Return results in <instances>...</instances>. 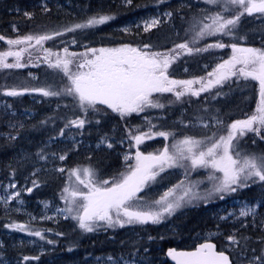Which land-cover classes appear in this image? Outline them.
<instances>
[{"label":"trees","instance_id":"16d2710c","mask_svg":"<svg viewBox=\"0 0 264 264\" xmlns=\"http://www.w3.org/2000/svg\"><path fill=\"white\" fill-rule=\"evenodd\" d=\"M60 1L62 4L66 2L71 6H76V8H67L66 6L62 9H56L51 5L46 12L40 13L38 11L39 8L36 6L38 0H0V36L5 37L4 40H0V50L7 44L8 39H20L28 35L38 36L63 31L64 28L81 23L88 17L98 13L114 17L105 24L93 28L65 32L61 36H54L53 39L44 41L42 46L39 45L40 48L38 45L28 47L21 59L22 64L25 66L20 67V71L8 70L0 74V101L6 100L11 109L17 113L15 114L16 117L19 118V113L28 108L31 95L42 99L40 104L31 107V109H35L37 114L41 113V115L37 116L34 120L27 121L17 130H9L7 127V123L16 117L12 118L10 114H4L0 110V186L4 185L8 180H14L18 185H21L24 179H27L26 182L29 184L28 189L32 190L29 192L27 189L23 197L29 201H39L48 198L66 208V200L63 197L68 195V193H65L63 190L65 187L71 190V182H75L73 179L75 176L69 177V172L74 168H93L97 174L94 177L97 182L102 180L111 181L113 177L119 178L120 173L128 171V168L123 170L120 157L118 154H115L120 149L117 145L89 154H78L74 151L63 150L62 152H64L63 154L66 157L63 161V166H65L63 173L47 171L42 174L29 176L32 170L29 165L24 164V162L16 163L11 161L13 154L24 148L26 142L31 139L32 145H35L38 141L42 142L45 135H51L55 138L67 135L72 125L67 127L65 125L70 120L77 118L85 119L84 126L77 128L76 133L84 141L91 142L100 136L104 131L103 128L108 130L109 123L113 126H119L122 121H118L119 118L111 115L102 105L97 106L100 109L99 111L93 112L90 110L85 115L76 107V102L72 97H46L39 92L31 91V89L35 88L51 87L52 89H57L67 83L61 71L49 67L48 62L45 60L47 54L43 49H49L51 53H59L63 57L65 55L64 48H68L70 54H77V62L79 54L88 48H113L117 45H130L131 47L143 48L147 44L150 45V51L160 53H168L176 44L185 41L190 42L192 47L199 48L215 44L216 42H222L225 45L235 43L242 48L264 49V15L259 13H254L251 16L247 14L241 16L236 28L233 29L234 35H209L199 40V42L192 44L191 41L195 36L196 30H198V26L196 29H193L192 25L194 23H188L185 19L190 15L192 20H202L203 23H209L210 21L205 20L204 17L206 14L209 15L213 11L214 13L218 11L219 9L216 6L208 7L209 12H206L200 9V6L204 4L199 3L197 0L192 1L199 6L198 10L179 5V0H132L130 4L126 3V0ZM17 4L20 7L22 6L19 9L20 12H16ZM164 7H168L167 10L172 12L173 17L171 22L163 23L148 31H142L138 26L132 27L131 30L126 32L122 30V26L129 19L157 8L164 9ZM71 11L74 12L68 13ZM236 11H239V9L224 12L223 14L226 17H231ZM22 13H28L29 15L26 17ZM12 25L16 26L14 32L11 30ZM187 29H189L188 32ZM184 36H186V39ZM31 43L34 45L35 41ZM20 46L21 48L27 47L23 44ZM231 56L232 49L229 46L224 48H209L208 51L194 52L191 55L185 54L186 60L178 65L176 71L171 74L168 72V75L170 79L175 80L207 77L208 72H211L215 66L228 60ZM47 59L54 62L56 56L50 55ZM205 64L207 65V69L203 68ZM30 71L34 72V74L38 73L39 78L33 79L28 77L27 73ZM232 79L234 81L231 83ZM194 87L198 88L199 85H194ZM223 87L224 90L218 92L222 95L228 93L234 96L232 108L228 109L224 107L220 110L219 106L212 105V98L207 95L196 98L195 96H189V100H186L180 106H168L167 103L173 101V99L168 97L159 100L160 103L165 105L164 108L160 110L149 108V112H144V114L161 113L168 120L177 119V121H180L181 119H178V114L181 108L186 109V113L182 117L183 119L203 117V119L209 120L215 114L220 113V118H222V126L220 127H225L230 120L235 121L254 112L259 100L255 94L254 80L238 76L231 77L228 81L224 82ZM13 89L21 91L23 94L18 96H8L5 94L7 91ZM24 89H28V91H24ZM169 95L174 97L172 93H169ZM53 102L56 106L53 105ZM69 106H71V111H68ZM51 107L56 108L51 109ZM104 109L106 112H103ZM143 126L136 124L134 127L136 130L135 134L143 132ZM166 126L162 128L157 126L152 131H169L174 133L175 136H180L184 133L180 128H176V125L169 124V126ZM61 130H63V135H61ZM221 130L223 129L219 128L215 132H220ZM7 133L10 135L5 136ZM174 137L170 136L165 140L163 137L155 136L150 139L149 153H156L157 150H162L164 144ZM261 137H264V130L260 135L254 132L248 133L238 138V142L240 141L239 145L242 147L246 144L253 148H260L264 146V139ZM161 141H163V144ZM146 144L141 148V152L143 153L146 151ZM150 145L153 148H150ZM158 178L160 184L149 186V190H152L150 192H152L153 198L158 195L159 189L166 181H171V177L168 179L163 177V172L160 173ZM154 188H156L155 191ZM235 196L242 199L259 198L264 200V182H258L252 184L250 187L242 188L235 193ZM205 208L194 206L186 208L173 216V218L159 224H126L121 228L118 225L107 227L104 222H98L93 232H85L80 229L78 222L73 221L70 216L66 220L59 221L56 224L36 223L35 225H28L27 228H32V231L33 228L41 231L43 234L50 236L48 240L46 239L47 241H52V243H46L50 250L39 257V263H41V259L48 261L50 264H58L64 260L78 259L83 261L87 259V256L101 255V257H114L118 254H132L134 251L141 253L146 248L148 230L150 255H157L156 248L163 255L167 246H170V248L191 249L196 245H191V237L197 232L210 228L220 230L222 233L217 239L213 240L220 249L219 239L223 241L229 235L227 228L231 227L230 229H232L234 227V237L238 243H236L233 251H239L241 254L246 255L247 259H249V264H264V259H256L257 257H264V229H260L259 226L254 227L252 224L245 228H240L237 224H233V226L225 224L216 226V223L206 213ZM20 217L13 213L3 214L0 212V234L10 231L15 233L16 229L6 227V225L18 223ZM3 239L5 246V250L3 251L8 257L24 259L25 264L33 262L31 259L35 257V254L27 246L13 245L5 236H3ZM225 252L230 255L232 264H235L234 252ZM26 257L27 259H25Z\"/></svg>","mask_w":264,"mask_h":264},{"label":"snow or ice","instance_id":"6c2138e0","mask_svg":"<svg viewBox=\"0 0 264 264\" xmlns=\"http://www.w3.org/2000/svg\"><path fill=\"white\" fill-rule=\"evenodd\" d=\"M131 2L132 0H126V3L130 4ZM204 2L216 6L219 10L204 17L205 20L210 21L209 23L197 21L192 25L193 29L197 28V24L199 25L191 41L192 44L209 35H234L233 29L236 28L241 16L245 14L249 16L254 13L264 15V0H204ZM233 9H239V11H236L231 17H226L223 14L231 12ZM25 15L29 14L25 13ZM113 18L110 15L98 13L81 23L64 28L63 31L8 39L7 43L10 46L23 44L27 47L16 51L10 48L8 51L0 52V67H24L21 59L28 47L42 46L44 41L53 39L54 36L93 28L105 24ZM158 23L159 21L154 19L145 24L144 30L148 31ZM4 39L5 37L0 36V40ZM32 41H35L34 45L31 43ZM226 46L231 47L232 56L208 72L207 77L190 80L169 78L168 68L180 55H191L194 52L208 51L209 48H224ZM43 50L47 54L45 60L49 67L61 71L67 83L57 89L35 88L31 91L39 92L46 97H72L77 107L85 115L90 110L99 111L98 105L106 106L118 113L121 118L133 113L144 112L148 108H164L165 105L160 103L159 98L154 99V94L172 93L177 101L186 95L199 97L201 93L222 85L231 77L251 78L259 82V101L254 112L245 119L235 120L229 124L226 135H220L217 138L213 133L212 136L203 139L184 136L183 139L174 141L171 145L172 151L168 145H165L162 150H157L156 153L148 154H144L137 148L134 157L135 163L128 166L127 172L120 173L119 178L113 177L111 181L97 182L94 179L95 170L91 167L70 170L69 177L75 176L86 191L80 188L70 190L65 187L63 191L69 195L64 196L63 199L66 200L69 207L61 211L71 214L74 211V206L79 209L72 219L77 220L79 228L85 232H93L98 222H104L107 227L118 225L121 228L126 224H159L186 203L190 204L194 200L200 199L207 201L214 194L223 200L225 194L234 193L239 188L250 187L251 184L264 182V153L242 154L238 143V138L245 136L248 132L260 135L264 130V49L242 48L235 43L225 45L222 42L199 48L192 47L190 42L185 41L176 44L168 53H160L150 51V45L147 44L143 48L122 45L116 48H88L87 51L79 54L78 62L77 54H70L68 48H64L65 55L63 57L59 53H51L49 49ZM50 55L56 56L54 62L47 59ZM10 56L15 58V63L7 62V57ZM194 85H199V87L196 88ZM24 91H28V89H24ZM5 94L18 96L23 93L13 89ZM216 95H221V93L217 92ZM196 119L200 122L203 121V117H196ZM85 122V119L77 118L68 121L65 127L72 125L82 128ZM216 123L222 124V121L216 118ZM208 126V124H203L205 128ZM156 127L149 121L148 132H139V134L133 135L129 131V137L136 146H139L145 139H152L155 136L163 137L165 140L170 136H175L169 131H152ZM61 135H63V130H61ZM261 138L264 139V137ZM108 147L111 148L112 144L109 143ZM65 158V155L59 157L61 160ZM130 159H132L131 156H125L126 161ZM183 161H190L193 170L211 168L221 175L213 174L208 177L214 183L212 188L204 193L195 190V184L185 187L184 181H181L164 192L159 199L149 201L139 195L146 187L150 186V182L156 181L166 168H186ZM59 170L64 171L63 168ZM33 183L35 185V181ZM177 189H182V191L177 194ZM31 190L28 189L29 192ZM15 195L19 196V192ZM253 212L254 208L246 205L240 210L239 215L247 217ZM6 227L21 232L28 231L29 235L44 239L41 231H31L24 224L13 223ZM228 239L233 243H238L234 236H229ZM48 242L52 243V241ZM167 255L176 261V264H230L229 257L223 251H216L215 245L210 242L199 244L193 251L170 249ZM256 259L260 260L264 257Z\"/></svg>","mask_w":264,"mask_h":264},{"label":"rangeland","instance_id":"374dc122","mask_svg":"<svg viewBox=\"0 0 264 264\" xmlns=\"http://www.w3.org/2000/svg\"><path fill=\"white\" fill-rule=\"evenodd\" d=\"M31 1V0H30ZM199 3H202L204 5L200 6V9H203L202 11L207 10L206 12H209V8L213 5L206 4L204 0H197ZM179 5H183L186 7L195 8V10H198L199 6L195 4L192 0H179ZM16 5V12H20V8L22 6ZM53 5L56 9H62L67 6V8H76V6H71L70 4L64 2L61 3L60 0H38L37 7L39 8L38 11L40 13L46 12V10L49 8V6ZM207 6V7H206ZM32 7V6H30ZM168 7H164V9H154L153 11H149L147 13H143L142 15L129 19L125 25L122 26V30L124 32L131 30L132 27H140L142 31H145V24L150 23L152 20H158L159 23L152 27L151 29H154L163 23L171 22V19L173 17L172 12L167 10ZM235 10V9H233ZM74 11L68 12L73 13ZM168 13H171V15H168ZM24 16L25 13H22ZM214 14V11L210 13L209 15ZM207 15V14H206ZM188 23H196L197 21L202 20H192L190 18V15L187 19H185ZM199 27V25L197 24ZM16 26L12 25L11 30L14 32ZM126 29V30H125ZM149 29V30H151ZM189 29H187V32ZM186 39V36H184ZM19 39V38H18ZM191 45V44H190ZM39 46V45H38ZM121 45H117L113 48L120 47ZM192 46V45H191ZM239 47V46H238ZM11 48V50L16 51L21 48L20 45H4V47L0 50V52L8 51ZM40 48V46H39ZM99 49V48H98ZM173 49V48H171ZM170 49V50H171ZM87 51V50H86ZM85 52V51H84ZM83 52V53H84ZM185 54L180 55L177 59L174 60L173 63H171L170 67L168 68V72L173 73L177 70L178 65H180L183 61L186 60L187 57H184ZM8 63H15L14 57H7ZM22 63V61H21ZM31 65V64H30ZM33 66V65H31ZM47 66V65H46ZM175 67V68H174ZM216 67V66H215ZM214 67V68H215ZM39 68V67H37ZM41 68V67H40ZM207 69V65L205 64L204 67ZM173 69V70H172ZM20 71V68H3L0 67V74L4 71ZM31 70V69H30ZM27 76L30 78H39V74L30 71L27 73ZM66 80V78H64ZM234 81L232 79L231 83ZM64 82V81H63ZM255 82V89H256V96H258L259 99V86L258 82L254 80ZM63 86V85H62ZM224 83L222 85H218L210 89L208 92H203L200 94L199 97L203 95H207L208 97L212 98L211 100L212 105L215 104L216 106H219L220 110H222L224 107L226 108H232L233 106V95L226 93L225 95H216L218 91L224 90ZM230 93V92H229ZM41 94V93H40ZM42 95V94H41ZM159 95V97H158ZM170 97L173 99V101L170 103H167L168 106H180V104H183L186 100H189V95H186L182 97L180 101H177L175 96L171 97L169 93H156L154 94V99L159 98L166 99ZM196 98V97H195ZM30 104L28 105V108L19 113V118L16 117L15 114H17L14 110L11 109L10 105L6 100L0 101V110L3 111L4 114H10L13 117H16L14 120L7 123V127L9 130H17L20 129L27 121L34 120L37 118V116H40L41 113H36L35 109H31V107L35 106L36 104H40L42 102L41 98L35 97L31 95ZM259 101V100H258ZM176 104V105H175ZM53 105L55 103L53 102ZM77 107V106H76ZM103 108H106V106H103ZM56 107H51V109H54ZM225 108V109H226ZM161 108H152V110H160ZM108 112L118 117V121H121L119 126H113L112 124H108V130L103 128V132L100 134V136L93 142L91 141H84L82 137L76 133V129L78 127L72 126L71 130H69L68 134L62 137L55 138L54 136L45 135L44 140L42 142H36L35 145H32V139L26 142V146L17 152H15L12 156L13 162H24V164H27L32 169L29 173V176H32L34 174H42L47 171L49 172H58L63 173L59 169L63 168L65 170V166H63V161L59 159L61 155H64L62 152L63 150L66 151H74L78 154H89L95 151H100L103 148H108V144H112V147L114 145L119 146V151L115 154H118L120 157V161L122 162L123 170L127 169L130 164L135 163V153L137 151V148L139 151H141V148L144 144H146L145 148L146 151L144 154H148L149 151V142L150 139H145L142 144L139 146L135 145V142L130 139L129 137V131L132 132L133 135H135V125L138 124L139 126H143V132L149 131V121L151 124L155 123L158 124V127L163 126H169V124L176 125V128H180L184 133L180 136H175L170 140L169 142L165 143V145H168L171 149V145L174 143V141H178L184 138V136H193L197 139H203L208 135H213V133L216 134V137L218 138L220 135H226L227 126L231 124L234 121H229L228 124H226L225 127H220L222 124L216 123V118H219L220 121H222V118H220V113L215 114L211 119H203L202 122L195 119H183L182 117L186 113L185 108H181L179 110L178 119H181L180 121L177 119H166L165 115H162L161 113H151L145 115L144 112H149V108L146 109L144 112L141 113H133L130 116H126L121 118V116L118 113L113 112L111 109L106 108ZM104 109L103 112H106ZM71 111V106H69V110ZM97 112V111H95ZM253 112L249 113L243 118H239L237 120L245 119L247 116L251 115ZM131 118V120H130ZM117 121V123H118ZM136 123V124H135ZM203 124H208L209 126L207 128L203 127ZM166 126V127H167ZM165 128V127H164ZM219 128L223 129L220 132L218 130ZM119 131V132H118ZM203 132V133H202ZM263 130L261 131V133ZM252 133V132H248ZM247 133V134H248ZM207 134V135H203ZM246 134V135H247ZM10 135L9 133L5 134V136ZM15 137V135H14ZM203 137V138H202ZM240 138V137H239ZM163 141H161L162 143ZM236 143V142H234ZM240 143V141L238 142ZM163 144V143H162ZM161 144V146H163ZM239 150L242 154H260L264 153V146L253 148L250 145L244 144V147L239 145ZM150 148H153L150 145ZM131 156L132 159L125 160V156ZM43 157V158H41ZM183 163L186 165V168L181 167H175V168H167L163 172L164 178H170L171 181H166L161 188L159 189L158 195L156 197H152V190H149V187H146L143 192H141L139 195L142 197H145V199L151 201L155 199H159L161 195H163L164 192L168 191L170 188H173L175 185L179 184L181 181H184V186L187 187L190 184H195L197 191L204 193L206 190L211 189L213 186L214 181L209 180L208 177L210 175H216L220 176L221 174L218 172H214L211 168H198V169H191L190 161H183ZM95 175H97L95 173ZM163 179L162 177H160ZM75 182H71V190L80 188L83 189V185H80L79 182L76 180V177L73 178ZM27 179H24L21 185H18V183L14 180H8L6 183L2 186H0V212L3 214L7 213H13L15 215L21 216L19 218L18 224H24L26 226L35 225L36 223H50V224H56L59 221L66 220L69 216L72 218L73 215L76 214V211H79V209H76L74 206V211L69 214L67 211H61L63 209H66L69 207V204L66 202L67 206L66 208H63L61 205L56 204L50 199H41L39 201H29L23 195L27 192V189L29 187V184L26 182ZM97 181V180H96ZM199 182V183H198ZM262 183V182H260ZM160 184V180L157 177L156 181L150 182V185H156ZM15 185V187H13ZM252 185V184H251ZM156 188H154L155 191ZM239 188L236 192L240 191ZM86 191V189H83ZM182 191V189H177V194H179ZM19 192V196H16L15 194ZM229 193L225 194V197L223 200L218 198V195H212L207 201L200 199V200H194L192 203L184 204L181 208L177 209L171 216H167L162 222H165L173 216L177 215L179 212L183 211L186 208L190 207H206L205 211L209 215L210 218L216 223V226H219L220 224H225L229 226H233V224H237L238 227H247L250 224H252L254 227H260V229H264V200L256 198V199H242L237 196H235V193ZM69 195V194H68ZM66 195V196H68ZM7 201V202H5ZM249 206L254 208L253 214L247 216V217H241L239 215L240 210L245 207ZM73 221H77L75 219H72ZM231 227L227 228L229 235H227L223 241L219 239V245L220 249L224 251H232L235 248L236 243H233L228 239L229 236H234L235 230ZM31 230L32 228H28ZM32 231V230H31ZM33 231H37L33 228ZM39 231V230H38ZM43 234V233H42ZM221 231L216 230L214 228H210L208 230L197 232L191 237V245L198 244L205 240V238L210 237H219ZM44 235V240H41L39 237L29 235L28 231H18L16 230L14 232H4L0 234V264H25L24 259H15L8 257L3 250H5L4 246V239L3 236H5L13 245H23L27 246L34 254L35 257L31 259L33 261L31 264H50L48 261H44V259H41V263H39V257L43 255L44 253L48 252L50 249L48 248V245L46 244L48 241V238L50 236ZM47 239V240H46ZM157 249V248H156ZM146 250L144 249L141 253H136L135 251L132 254H118L114 257H101L100 256H87V259L82 260H64L61 261L58 264H151L148 263L146 260ZM157 255H150L149 254V261L152 260H158L160 257V252H156ZM159 254V255H158ZM162 255V254H161ZM164 257V255H162ZM234 259L236 260L235 264H249V259H247V256L244 254H241L239 251L234 252ZM111 258V259H109ZM162 261V260H161Z\"/></svg>","mask_w":264,"mask_h":264},{"label":"flooded vegetation","instance_id":"af4514ba","mask_svg":"<svg viewBox=\"0 0 264 264\" xmlns=\"http://www.w3.org/2000/svg\"><path fill=\"white\" fill-rule=\"evenodd\" d=\"M215 239H217V237H210V238H205V240H203V241H208V240H215ZM168 248H170V246H167L166 247V249H165V252H163V255H164V257L160 254V257L161 258H158V260H152V261H149V230H148V236H147V242H146V248H145V250H146V260H147V262L149 263H151V264H172L169 260H168V258H166V255H165V253H166V250L168 249ZM175 248V247H174ZM175 249H184V248H175ZM216 249L218 250V251H221V249H219L218 248V246L216 245ZM158 252H159V249L157 248L156 249ZM156 251V252H157ZM159 255V254H158ZM162 260V261H161Z\"/></svg>","mask_w":264,"mask_h":264},{"label":"water","instance_id":"95a60500","mask_svg":"<svg viewBox=\"0 0 264 264\" xmlns=\"http://www.w3.org/2000/svg\"><path fill=\"white\" fill-rule=\"evenodd\" d=\"M257 82H258V81H257ZM258 86H259V82H258ZM205 242L213 243V244L215 245V247H216L215 242H213L212 240H208V241L200 242V243L196 244V245H195L193 248H191V249H175V248L172 247V248H168V249L166 250V253H165L166 258H168V260H169L172 264H176V261H174L171 257H169V256L167 255V253H168V251H169L170 249H175V250H177V251H193V250H195L196 247L199 246V244H201V243H205ZM216 251H218V250L216 249ZM218 252H219V251H218ZM223 252L225 253V255H227V256L229 257L230 264H232V260H231V258H230V255H229L227 252H225V251H223Z\"/></svg>","mask_w":264,"mask_h":264}]
</instances>
